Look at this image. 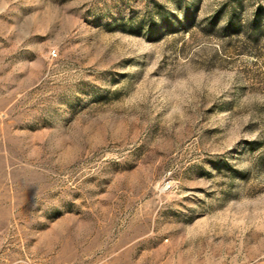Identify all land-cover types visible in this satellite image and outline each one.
Returning a JSON list of instances; mask_svg holds the SVG:
<instances>
[{
  "label": "rangeland",
  "instance_id": "rangeland-1",
  "mask_svg": "<svg viewBox=\"0 0 264 264\" xmlns=\"http://www.w3.org/2000/svg\"><path fill=\"white\" fill-rule=\"evenodd\" d=\"M0 264H264V0H0Z\"/></svg>",
  "mask_w": 264,
  "mask_h": 264
},
{
  "label": "built area",
  "instance_id": "built-area-1",
  "mask_svg": "<svg viewBox=\"0 0 264 264\" xmlns=\"http://www.w3.org/2000/svg\"><path fill=\"white\" fill-rule=\"evenodd\" d=\"M53 53H56L55 50H53Z\"/></svg>",
  "mask_w": 264,
  "mask_h": 264
}]
</instances>
